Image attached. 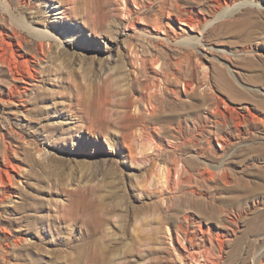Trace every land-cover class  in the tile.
<instances>
[{
  "label": "rangeland",
  "instance_id": "rangeland-1",
  "mask_svg": "<svg viewBox=\"0 0 264 264\" xmlns=\"http://www.w3.org/2000/svg\"><path fill=\"white\" fill-rule=\"evenodd\" d=\"M22 1L0 0V27L37 58L10 98L0 64V264H264V126L234 128L264 109L214 81L223 68L264 98L240 67L264 59V0ZM190 4L199 27L178 20ZM32 31L51 36L43 55ZM181 58L189 92L155 74Z\"/></svg>",
  "mask_w": 264,
  "mask_h": 264
},
{
  "label": "bare ground",
  "instance_id": "bare-ground-1",
  "mask_svg": "<svg viewBox=\"0 0 264 264\" xmlns=\"http://www.w3.org/2000/svg\"><path fill=\"white\" fill-rule=\"evenodd\" d=\"M133 1H136V0H133ZM22 2L23 3H27V0H23ZM209 2L212 5V11H220L222 8H227L229 6H232V4L234 5L236 0H209ZM164 5L162 7H164ZM204 8H207V7L204 6ZM187 9L189 10V14L184 15L182 18H180V17L178 18V20H180L181 24L186 25V26H188L190 28L199 27L201 24H203L202 20L205 19L204 18L205 16L200 14L201 11H200L199 14H198V12H197L196 15L192 14L191 12L194 11L195 9H194L193 5H191V4L187 6L186 10ZM246 10L250 11V9H247V8H246ZM256 10H257L256 12L258 14H263L264 13L263 10H260V9H256ZM247 11H246V14H247ZM128 13L130 14L129 9H128ZM161 14H163V13H161ZM241 17H242V14H241ZM74 29H76V28H74ZM243 30L247 31L244 28H243ZM248 31H250V30H248ZM251 31H253V30L251 29ZM28 32H31V30H28ZM238 33L241 34L239 30H238ZM31 34H33V35L35 34V36H37L39 41H40L38 46H37V54H39V55L42 54L43 55L45 53L44 52L45 50H44V46H43V41L46 40L48 46L50 47L52 45V43L50 41L51 40V36L48 35L47 33L38 32V31H36V32L32 31ZM250 34H252V33H250ZM260 38H262V36ZM252 40L253 39H251V37L249 35V36L245 37V41L246 42H244V41L243 42L247 43L246 47H252V46H250L251 44H249V42H252ZM60 44L61 43H57L56 46L59 47ZM23 46H24V38L21 37L19 34H17L16 30H8V29H6L4 27H0V64L5 65L7 67L9 75L11 77V83H9V87L7 88V94H9L8 98H10L11 95L14 94L13 92H15V91L19 92L21 90L22 91L26 90L27 87L25 85L21 86L20 82L24 83V84H27L29 80L34 79L35 76H36L35 75V69H37V68H35L33 70V68H32L33 66L30 65V64L37 63L36 62V59H37L36 55L35 54L27 55L26 53H24L22 51V47ZM238 46H239V44H238ZM242 48H245V46L243 45ZM245 49H247V48H245ZM250 53H251V50H250ZM253 54L247 55L246 57H243L241 59V61H240V62H242V65H240V67H243V70L247 72L246 74H244L242 76V80L245 81V83H249V84H252V83L255 84V85H258V83L264 84V59L261 58L258 61H256L254 59L255 54L254 55ZM182 58L178 59L177 62H175V68L173 70H170V69L165 68L163 66V67H161L160 71L156 72L155 74L159 75L158 79H160L162 77V80H164L166 82H169L170 79L171 80L175 79L177 82H181L183 84V86H184L183 87L184 91L189 92L190 89L192 90V87L194 86V80H193L192 77H189L188 75H185V74L183 75L181 73V70L184 69V67L182 66L184 59H182ZM140 61H141V67L140 68L146 70V68L150 69L154 64L158 63L159 57L153 58L152 55L149 53L148 55H145V56L143 55V57L140 58ZM237 63H239V62H237ZM227 71L225 69H223V68H221V69L216 68L215 69L216 75L214 76V81L217 84L222 85L223 87H226L228 89V93H229V95L227 97L228 100L231 101V102L232 101H236L237 102V101H240V100L244 101L245 99H247V100H250L249 103H252L253 107L258 108V109H264V98L259 97L258 96L259 93H257L255 90H249V89L245 90L244 88H242L243 86L240 87V85H238V82L236 81V79L231 74H229ZM19 93H22V92H19ZM221 100L222 99H219V101H217V105H216L217 111H219V109H220L219 104H220V102H222V103L225 104L224 106H226V109L230 112V116L231 117H232V113H234V112L238 113L235 107H233L232 105H229L230 103L228 104L225 100H222V101ZM7 101H9V100H7ZM243 109L245 110V112H243L242 114L238 113V114L241 115L240 117H242L243 120L242 119L241 120H237L235 118L237 120L235 122V124H234V126H235L234 128L236 129V131L238 130L240 132L241 127L243 125L248 127V128H250L249 126L252 123H253L252 125H254L255 123L257 124V123L261 122L262 125L264 126V118H262V117L260 118V116H259L260 114L264 115V112L259 111V112H257L259 114L258 115L255 112H252L251 108L249 106H247V105L244 106ZM232 111H234V112H232ZM226 131L224 132V134H221V138L223 140V143H222L223 145H226L227 142H229L231 140L230 137H229L230 135ZM237 134H239V133H237ZM1 165H0V184L5 189V191H8V188L10 187V184L12 183V179L9 176L10 172L8 173V169L9 168H6V167L2 168ZM13 169H12V171H13ZM9 170H11V169H9ZM199 172H200V175L202 174L203 176L208 177L210 179L213 178V176H214L213 171L210 168H208V167H204V168L200 169ZM223 175L225 176L226 172H224L222 174V176ZM225 179H226V177H225ZM14 186L15 185H13V187ZM2 197H4V196H2ZM186 216L188 217V215H186ZM232 220H233V218H232ZM261 226L263 227L264 224H262ZM228 227L230 229H233L232 226H228ZM6 232H7V230H6ZM14 241H15L14 243H19V239L14 240Z\"/></svg>",
  "mask_w": 264,
  "mask_h": 264
}]
</instances>
